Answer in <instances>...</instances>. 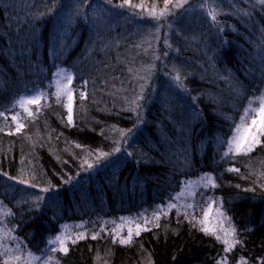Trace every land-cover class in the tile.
<instances>
[{"label":"trees","instance_id":"obj_1","mask_svg":"<svg viewBox=\"0 0 264 264\" xmlns=\"http://www.w3.org/2000/svg\"><path fill=\"white\" fill-rule=\"evenodd\" d=\"M42 1L46 0H0V112L8 117L7 120L0 117V129H3L0 131V223L10 221L26 248L40 252L59 233L58 225L47 222L46 200L57 204L64 218L71 222L94 213L117 217L152 212L146 225L150 231L134 236L133 244L111 243V232L96 239L88 236L89 233L84 239L66 240V254L58 250L52 253L60 264H217L222 256L220 240L206 235L197 223L203 220L209 201H215L213 213L223 212L225 221H230L236 229L240 254L249 264H264V136L257 133L260 146L254 144L253 150L241 156V160L223 157L235 128V121L230 119L238 118L239 123L249 101L263 90L264 4L261 0H216L214 11L210 9V13H216V20L209 25L212 34H207L217 47L216 58L205 64L208 74L204 70V75H199L188 64V74L180 71L186 79L190 78L180 80L188 85L181 83L184 87L180 90L164 85L168 93L162 105L153 87L157 79L162 83V71L155 67L153 78L149 80L147 76V81L146 77L135 75L133 82L146 84V90L141 91L142 98L132 110L118 103L113 108L110 104L115 97L110 95L112 89L108 87L110 81L114 91H120L124 83L121 75L127 74L131 79L133 73L122 72L120 66H115L118 55L124 62L123 69L125 64L146 67L141 63L140 53L127 49L124 55L121 49L128 37L130 44L133 42L131 25L124 27L128 33L117 30L126 35L125 41L114 40L112 44L102 33L99 42L97 35L95 40L89 36L98 26L110 30L111 36L116 31V22H122L118 18L119 10L106 14V18L103 14L91 18V26L86 21L90 15L83 16L78 4L75 9L68 2L63 13L60 2L64 0H56L53 10L48 8L49 1L47 4ZM46 8L48 12L44 14ZM58 16L70 27L61 29ZM76 16L80 23L72 25L70 19ZM193 32L189 37H193ZM91 40L94 48L89 52ZM188 40L185 43L180 37L182 44L177 41L174 49L169 47L166 53L158 51L162 56L168 55L166 58H171L175 49L178 56L191 52L197 47L198 39ZM199 42L204 45V38H199ZM185 44L188 47L183 50ZM190 57L189 61H195ZM104 59L108 61L106 69ZM59 68H69L73 73L70 86L75 107L71 125L67 110L52 95L56 91L55 71ZM32 88H39L47 95L39 105L41 110L37 113V106L32 105L33 115L28 116L18 106L13 108V104ZM133 88L131 85L132 99L128 102L132 106ZM235 90L246 94L248 100L242 107L238 105L239 110L232 111L221 97L234 95ZM80 93L84 94L83 98ZM17 112L19 122L24 124L20 132L12 129L11 116ZM116 130L125 134L117 138L115 145L110 138ZM54 149L65 151L53 154L50 150ZM88 155L93 156L92 160L87 159ZM65 159L72 163L60 164ZM230 169L239 171L234 173ZM34 174L50 177L52 188L41 191L44 187L37 183ZM206 175L213 178L216 187L204 186ZM82 181H87V185ZM87 188L85 203L83 199L73 201L74 192ZM197 203L200 207H185ZM170 204L176 207L169 208Z\"/></svg>","mask_w":264,"mask_h":264},{"label":"rangeland","instance_id":"obj_2","mask_svg":"<svg viewBox=\"0 0 264 264\" xmlns=\"http://www.w3.org/2000/svg\"><path fill=\"white\" fill-rule=\"evenodd\" d=\"M48 1L50 2V4L48 5L49 10H53L52 6L54 4H57V3H54L51 0H46V1H44V2L42 1V2L47 4ZM109 1H111L113 3V6H110V7L108 6ZM55 2H57V1L55 0ZM68 2L73 3L71 6L75 7V9L77 8L75 5L78 4L80 6L79 8L81 9L83 16H85L84 14L91 16V17L89 16V18L86 17V21L88 20V23H90V25L93 24V20L90 21V19L96 18L99 14H103V16L105 17L106 16L105 12L109 15H112L115 12V10H119V12L121 11L120 12L121 14L120 13L118 14V18L120 19L119 21H122V22H120V24H118L116 21H114L117 24V25H114V30H116V31H113L111 36H109L110 30L103 29L102 28L103 26H98V27L96 26L97 27L96 32L93 30H91L92 31L91 32L89 30L91 32V34L89 35L90 38L95 40L96 39L95 35H97L98 36V40H97L98 42L101 41L99 38L100 33H102L103 35H106L107 38H109V41H112V44H113L114 40H115V42L116 41H118V42L119 41H125L126 35H124V33L120 34L119 32H117V30H122L125 33H128V31L126 29H124V27L130 28L131 22H134V23L140 22L139 25L141 27L138 25V27H136V28H137L138 32H141V33L138 34V38L136 39V41L131 42V43H132V50L136 53H140V58L142 61L141 63L143 64V66H146V67L143 68L141 65L137 66V67H134V66L131 67V65L125 64L126 66L124 69H126V70H124L122 67V66H124L123 65L124 62L121 59V56L118 55V58L116 59V62H115V66L116 65L120 66L122 69V72L126 71L128 73H132V72L133 73H132L131 79L128 78L127 74L124 76L121 75V77L124 78V82L126 81V86H124V83H123L120 91H114V85L109 81L108 87H111V89H112V92H109V93L112 97L113 96L115 97L111 101L112 104H110L113 108H114V104L118 103V104H120V106L122 108L130 107L131 109H129V108L128 109L132 110L133 108H135L134 107L135 105L139 104L140 99L137 100L136 98L140 97V95L142 94L141 91L144 88H145L144 90H146V84L143 82L145 84L143 86L141 84L137 85L135 82H133L134 81L133 79H135V78H133V76H135V75L136 76H144V77H146V81H147V76H149V80H150V78H153L152 73L155 72V67L156 68L158 67V69H160L162 71L163 77L161 78V80H162L163 84L162 83L160 84L158 82V79L156 81H154V84H153L154 89H156L158 91L156 97L159 100L160 104L162 105V102L164 101V98L167 97L166 95L168 93V89L166 87L172 88L174 90H177V89L180 90L184 87V84H181V83L187 84V82L180 81V80L185 79L186 81H189L190 78L186 79L187 76L180 73V71H182V70L186 74H188V72H190V68H189V66H187L188 64L193 65L192 67H194V69H196L198 71L199 75H204L205 71H206V73L209 72V69L205 66V64L206 63L208 64L209 61H212V62L215 61L216 48L217 47L212 45L211 39L207 36V34L208 33L212 34V32L209 31V25L212 23V19L210 16V9H211V11H214L216 0H187V3H185L183 7L176 8L172 15H169L165 19H162L160 21H155L152 19H141L140 15L133 14L134 12L135 13H141L140 12L141 10L139 11L138 8L133 9L131 7H117L116 5L121 4L122 0H64V2H60V6L63 9V11H62L63 13H65L64 7ZM169 7H171V4L169 5ZM44 8H45V6H44ZM48 8H46L43 11L44 14H47ZM162 8H159L158 11ZM142 13H144V12H142ZM94 14L96 16H94ZM58 18H59V16H58ZM81 18H82V16L79 19L81 20ZM128 19H130V21ZM180 19H185V20L186 19L187 20H191V19L193 20L194 19V21H192V26L194 27V29H193L194 32L192 33V35L193 36L196 35L195 38L198 39L196 42L198 44H196V46L200 47L201 49H198L197 47H195V48L189 50L191 52L183 53L180 56H178L179 52L175 49L172 57L166 58V56L168 57V55L162 56V54L158 50H164L165 51L169 47L174 49L173 44L178 46L177 45L178 42L176 41L177 34L180 31H182V33H185L184 31L190 26V24H185V26L182 25L183 28H182V30H180L179 27L181 24H178ZM56 20L58 21V24L61 26V29H64V27H70L69 23L63 22L65 20H63L62 18H59V20L58 19H56ZM70 20H73L72 25H79V23H80L79 20L77 19V16L74 17L73 19L71 18ZM102 22H103V19H102ZM102 24H104V23H102ZM91 26H93V25H91ZM200 28H201V31L198 34V30ZM70 30H71V28L66 30V31H70ZM86 30H87V27H86ZM193 30H188V31L191 32ZM143 32H144V34H143ZM146 33H148L147 36H145ZM149 34L151 35V40L148 39ZM140 35L142 36V38H140ZM181 38L185 43H187V40L189 38H192V37H189L186 35V36L181 37ZM199 38H204V40H205L204 45H202L199 42ZM161 43L163 44V46L160 47L159 45ZM112 46H110L109 48H112ZM115 47L118 48L119 46L116 45ZM182 47H184L183 48V50H184L188 46H187V44H185V46L182 45ZM93 48H94V46H93L92 40H91L90 44H89L88 51L91 52L93 50ZM98 48H99V46H98ZM171 48H170V50L168 49V51H169L168 53L171 52ZM183 52H185V51H183ZM164 53H166V51ZM85 55H89V53H86ZM190 56H192V58H195L194 59L195 61H189V59H191ZM160 57H165V58H160ZM106 65L108 66V61L106 59H104L103 60V66L105 67V69H106ZM201 68L203 70H201ZM59 69L60 70L57 69L55 71L56 80H57L56 74L58 72L68 73L71 75V77L73 79L72 70H70L69 68H63V69L59 68ZM136 71H138V72L140 71V73L136 74L135 73ZM177 76L179 77V80L176 79ZM166 77H168V78H166ZM129 81H130V85L128 86L127 83ZM131 85H132V87H134L133 93H135V94H133V95L135 96L134 101H136V103H134L133 106L129 105V103H128L132 99L131 94H130V92H132L131 91ZM164 85L166 87H163ZM111 89H109V90H111ZM37 91H41V90L39 88H32V90H30V92L25 93L21 96H31V95H34ZM172 93H174L173 90H172ZM234 93H235L234 95L233 94H231V95L223 94V97H221L223 104H225L226 106L228 105L227 107L232 109V111H234V109L239 110L240 108L238 107V105L240 104L242 107L246 103V101L248 100L246 97V94H244L240 90H235ZM262 93H264V84H263ZM74 107H75V103H73V111H74ZM73 117H74V114L72 113V118ZM230 120L235 121V123L233 124L234 127L240 123V122L237 123L238 118H231ZM17 122H19L18 118H17ZM14 128H16L15 122H13V124H12V129H14ZM108 131H109V129H108ZM120 135H121L120 130H116L114 133V136L110 138L112 140V142L115 143V145L119 141L117 138H119ZM257 137L259 138L260 135L257 134ZM255 145H256V147H259L260 143L256 142ZM227 146H228V144H227ZM128 148L131 151L130 146ZM262 149H260L259 152L257 153V159L260 158V156L262 154V153L260 154V152L262 151ZM50 151L53 154H55L54 152L61 151V150L60 149H58V150L54 149V150H50ZM62 151H65V150H62ZM62 151H61V154L63 153ZM242 153H243V149L241 150V154L228 153V150H227L226 153L224 152L223 157L225 160H228L231 157V158H234V161H238L240 159V157L244 155ZM88 157H89V155L87 156V159H88ZM92 158H93V156L89 157L88 160L90 161V160H92ZM137 159H142V158H137ZM259 161H260V159H259ZM65 163H72V162L70 159H65L64 161L60 162V164H63V165ZM80 164H78V166H84V164H82V165H80ZM63 165H62V167H63ZM234 173H235V171H234ZM34 177L37 178L36 181L41 187L50 188V189L52 188V184H51L52 180L50 177H48L44 174H42L41 177H38L36 175ZM32 180H35V179H32ZM82 182H84L83 185H87V181H82ZM79 183L80 182H78V184ZM80 188H81V183H80ZM87 191H88V188L85 190L80 189L79 192H77V193L74 192L72 194L73 201H78L80 199L84 200ZM84 203H85V200H84ZM46 204H48V207H49L48 208V215H47V222L50 220V222L53 225H55V224L58 225L59 233L57 235L67 234V237H68L67 240H69V238L77 237L80 233H84L85 235L90 233L92 235L93 233L101 234L104 231L105 232H111L112 228L114 227L113 222H116L117 224H119L121 222V218H135L133 223H140L141 224V222H145V220L148 221V219L150 218V213H152V212L148 213V212L142 211L141 213H138V214H133V215L124 214V215H117V217H108L102 213H94V214L89 215L84 220L77 221V222H71L66 217L64 218L63 213L60 210H58L57 204L53 205L51 202L48 203L47 200H46ZM211 208H212V206H211ZM145 213H148V214H145ZM114 216H116V215H114ZM203 220H204V218H203ZM207 224L209 227L217 228V230H219L221 225L224 228L229 227V223H227L225 220L222 222L221 219L218 217L217 212H216V214H214L212 209L209 210V218H208ZM239 224H240V226H243V222H241V220H240ZM141 225L146 226L149 224H141ZM77 226H82V227H77ZM127 226L128 225L125 224L124 230L122 232L123 236L127 235ZM102 228L104 229L103 231H101ZM5 229H12L13 230V226H12V223L10 221L8 223H0V230H5ZM219 233H221L220 235H223L222 232H219ZM12 234L18 238V241H17L18 243H21L24 247H26L25 244L23 243L22 239L20 238V236L17 235L16 227H15V231L13 230ZM53 239L54 238L50 239L49 241H51ZM234 239H235V237H234ZM8 243L13 244V242L11 240H9ZM220 244H221V249H222V256L220 257L219 261H223V264H224V258L226 256H228V258L226 257L228 264H241V258H244V261L246 262V264H249L247 259L240 254L238 244H236L232 248V250L227 252V253L224 251V248L226 247V245H224L221 241H220ZM50 247H52V245L50 243H47L45 248H43L40 252H33V251L32 252L34 254L40 255V256H44L45 253H47V255L54 256V253L48 252V249ZM28 250H30V249H28ZM107 252H109V251H107ZM33 264H42V261L41 262L34 261Z\"/></svg>","mask_w":264,"mask_h":264},{"label":"snow or ice","instance_id":"obj_3","mask_svg":"<svg viewBox=\"0 0 264 264\" xmlns=\"http://www.w3.org/2000/svg\"><path fill=\"white\" fill-rule=\"evenodd\" d=\"M55 3V0H53ZM187 3V0H164V7L157 11L155 7L151 11L147 9L144 10V13H133L136 15H140L141 19H152L155 21H160L165 19L167 16L172 15L176 8H181L184 4ZM261 3L264 4V0H261ZM171 4V7L169 5ZM117 7H131L133 9L141 8L142 5H134L132 4L131 0H122V3L117 5ZM211 19L213 21L216 20V13H210ZM57 80L55 83L56 91L52 94L56 97L57 103L62 104V106L67 110V119L68 124H73V88L70 86L72 82V77L68 73H60L56 74ZM179 80V77H176ZM47 93L42 91H37L34 95L31 96H21L15 100L13 104V108L19 107L26 113L28 116H32L33 112L31 111L32 105L37 106V113L41 110L39 105L41 101L46 97ZM81 97L83 98V93H80ZM142 97H137L136 99L139 100ZM136 103V101H133ZM138 106V105H137ZM20 115L19 112L11 116V120L16 123V132H20L21 129L24 127L22 122H17V117ZM0 117H4L5 120L8 119L5 112H0ZM255 129V130H254ZM3 129H0L2 131ZM257 132L261 136H264V93L260 96L250 100L248 106L244 109L243 114L240 118V123L237 124L233 130V135L231 139L227 142L228 144V153H235L241 154V150L243 149L244 155H247L250 151L253 150V146L256 142H258ZM124 135L125 133H121ZM245 145H247L245 147ZM77 147H81L79 144ZM119 151V149H116ZM102 156L108 155L107 153H102ZM88 167H92L91 164ZM231 171H239L238 169H230ZM206 187H216L215 181L210 175H206L204 177ZM23 183V181H21ZM41 191L48 192V188H44ZM215 201H209L208 207L204 209V220L197 221V223L201 224L200 230L204 232L206 235H214L217 240H220L226 247L224 251L227 253L232 250V248L240 241L234 239L236 236V229L234 226L231 225V222L228 221L229 227L224 228L222 225L217 230L215 227H209L207 224L209 218V210L211 209L212 204ZM169 208H175V204L168 205ZM187 208H195L200 207V204L197 203L193 204H186ZM11 215V213H8ZM185 219H188V213L185 211L184 213ZM218 217L223 222L227 218L224 216L223 212H217ZM155 218L158 220L159 216L154 213ZM193 219H195L193 217ZM135 218H121V222L117 224L113 222L114 227L111 230V235L113 239V243L119 240V243L122 245H130L133 242L134 236L139 237L142 231H150L149 228L146 226H142L140 223H133ZM191 223V220L189 221ZM125 224H127V236H122V232L124 230ZM145 224H147V220H145ZM158 226V225H157ZM193 227L196 225L193 224ZM82 227V226H77ZM104 229L102 228L101 231ZM222 232L223 235L217 234ZM12 229H5L0 230V264H33L34 261L41 262L42 264H60L59 259L57 257L44 254V256L36 255L32 251L28 250L24 247L21 243H18V238L12 234ZM98 233H93L91 235L92 239L97 238ZM86 238L84 233H80L77 236V239H84ZM68 239L67 234L57 235L53 240L49 241L52 245L48 249V252H55L59 251L60 253L66 254L68 248L66 247V240ZM11 240L13 244H9L8 241ZM75 240H73V243ZM217 264H221L220 261ZM224 264H227V258H224ZM241 264H246L244 258H241Z\"/></svg>","mask_w":264,"mask_h":264},{"label":"bare ground","instance_id":"obj_4","mask_svg":"<svg viewBox=\"0 0 264 264\" xmlns=\"http://www.w3.org/2000/svg\"><path fill=\"white\" fill-rule=\"evenodd\" d=\"M131 2H132V4H134V5H142V7L141 8H138V10L142 13V12H144V10L145 9H147L148 11H151L152 9H153V7H155V9L158 11V9L159 8H162V7H164V0H131ZM108 6L110 7V6H113V3H111L110 1L108 2ZM117 6V5H116ZM103 11V10H102ZM138 11V12H139ZM121 12V11H120ZM105 14H107L106 12H105ZM121 14V13H120ZM108 15V14H107ZM128 20H130V19H128ZM191 21V22H190ZM192 21H194V19L192 20H185V19H180L179 20V23L178 24H181L180 25V30H182V25H184L185 26V24H190V26L184 31L185 33H182V31H180L177 35H178V37H179V39H177V41L180 43V44H182L181 43V41H180V37H184V36H190L191 35V32L190 31H188V30H192V28H194L193 26H192ZM139 23L140 22H131V28H130V30H131V32L130 33H133V35H132V40H133V42H134V37H138V34H140L141 32H138V30H137V28L136 27H138V25H139ZM133 25V26H132ZM140 26V25H139ZM141 27V26H140ZM142 29V28H141ZM196 29V28H195ZM200 31H201V29H199L198 30V34L200 33ZM135 33V34H134ZM143 34H144V32H143ZM184 34V35H183ZM148 35V33H146L145 34V36H147ZM177 37V38H178ZM195 37H196V35L195 36H193L192 37V39H195ZM140 38H142V36L140 35ZM148 39L149 40H151V35L149 34V36H148ZM189 41V40H188ZM128 47V48H127ZM122 49V51H123V53H124V55L125 54H127V52H128V50H132V44H130V37H128L127 38V41H126V43H125V45L121 48ZM128 49V50H127ZM125 50L127 51L126 53H125ZM122 57H124V56H122ZM124 85L126 86V81L124 82ZM127 85L129 86L130 85V82H128L127 83ZM108 232H103V233H101V234H98L97 235V238L98 237H101V238H104V237H107V236H109L108 234H107ZM88 236H91V235H88ZM105 240H107V239H105ZM111 243H113V239L111 238ZM116 243H119V240L117 239V242ZM131 244H133V243H131Z\"/></svg>","mask_w":264,"mask_h":264}]
</instances>
